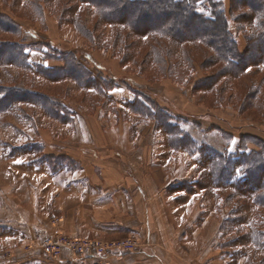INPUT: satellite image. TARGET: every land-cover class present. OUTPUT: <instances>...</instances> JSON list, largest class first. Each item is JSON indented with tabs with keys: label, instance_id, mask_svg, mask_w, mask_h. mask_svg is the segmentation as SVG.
I'll return each mask as SVG.
<instances>
[{
	"label": "rangeland",
	"instance_id": "rangeland-1",
	"mask_svg": "<svg viewBox=\"0 0 264 264\" xmlns=\"http://www.w3.org/2000/svg\"><path fill=\"white\" fill-rule=\"evenodd\" d=\"M225 3L230 9V0ZM134 31L105 23L84 0H0L2 45L26 43L28 60L45 68L65 65L57 53L62 50L82 67L50 77L2 58L0 101L8 88L14 93L0 102V264H25L33 253L41 255L44 229L56 237L133 239L137 250L166 248L171 240L185 264H264V245L252 237L256 232L264 239V205L256 202L264 187L253 194L264 185V171L249 179L244 162L264 143V68L218 75L222 62L201 65L204 55L215 54L205 44L167 36L146 40ZM239 40L245 47L244 35ZM171 47L172 55L163 49ZM193 56L197 61L188 63ZM179 70L184 80L176 76ZM162 110L179 122L174 136L159 122ZM89 147L98 156L82 151ZM215 152L223 157L214 159ZM82 168L94 185L120 180L148 186L151 231L139 210L135 216L119 209L96 215L86 200L63 190L71 171ZM92 215L124 222L121 232L97 233L87 225Z\"/></svg>",
	"mask_w": 264,
	"mask_h": 264
},
{
	"label": "trees",
	"instance_id": "trees-1",
	"mask_svg": "<svg viewBox=\"0 0 264 264\" xmlns=\"http://www.w3.org/2000/svg\"><path fill=\"white\" fill-rule=\"evenodd\" d=\"M108 1L106 3L97 0H84V2L95 6L97 10L100 11L101 18L105 23L114 26H128L130 29L132 28L133 31L135 30L142 38H147L146 40L157 41V37L161 36L162 38L167 36L176 41L190 40L205 44L213 50L215 54L213 56L211 54L204 55V61L201 62V65L211 67L217 64V62H222L225 67L222 68L221 71H218V75L220 72H226L231 75L247 73L251 75L254 72L253 69L258 67L264 68V0H230V9L226 8V0ZM234 7L238 9L239 7H243L248 9L249 12L235 13ZM36 8L40 10V4H37ZM135 18H137L136 20H138L139 23L145 19V22L148 23L146 25L147 27L142 28V26L140 24L137 25L136 22L134 24ZM240 34L244 35L246 41L245 47L243 48L240 45ZM7 42L8 43L3 44L4 46L0 43V65L4 62L2 60L6 59L7 61H5V63L7 62L8 64H15L25 69L35 70L42 75L47 72L46 74L50 77H54V75H52L54 71H57L59 75H68L70 73L66 72H70L73 68L82 69L78 61H75L74 57L71 56V53H63V51L59 49L57 53L59 57L65 61L63 67L45 68L42 65L32 64L28 60L29 54L26 43ZM48 45H51L53 48V42H48L47 46ZM163 49L169 54H173L174 49L172 47L167 50L165 48ZM9 53H11V58L4 57ZM156 54L157 58L162 56L160 52L157 53L156 51ZM187 60L188 63L197 61L195 56ZM176 74L181 80L186 78L181 70H179L178 73L176 72ZM87 80H89V82L95 81L92 76H88ZM210 81H212V79ZM214 87L215 82H212L207 89L213 90ZM9 91L10 93H14V89L8 88L4 97L1 98L0 102L2 104L9 102ZM257 93L258 91H254V95H257ZM136 109L137 111H144L141 106ZM163 112V110L159 111V113L156 112L160 120L159 122L174 136L175 133L173 131L176 129L179 122L174 120L170 121V118L167 119ZM177 140L182 141L181 138H178L175 139L173 143ZM244 141L243 138V142ZM259 147L261 148V152L253 151L248 152L246 155L244 154L246 160H244V162L248 168L246 172L248 178H254L255 181L258 176H255L253 171L258 169H263L264 171V143L260 144ZM221 156V153L217 154V152H215L214 159H218ZM240 158L241 156L234 159V161H238ZM224 159H226V157ZM230 161H233L232 157L228 159V163ZM219 164L221 165V162ZM262 187H264V185L253 188V194L257 195L256 191ZM257 196L258 199H256V202L259 205H264V195L259 193ZM242 220L243 218L241 217L236 219V221L239 222H242ZM252 237L254 243L259 244V241H262L264 245V239L259 240V236L256 232Z\"/></svg>",
	"mask_w": 264,
	"mask_h": 264
},
{
	"label": "crops",
	"instance_id": "crops-1",
	"mask_svg": "<svg viewBox=\"0 0 264 264\" xmlns=\"http://www.w3.org/2000/svg\"><path fill=\"white\" fill-rule=\"evenodd\" d=\"M82 151L85 153H94L98 156V150L93 147L84 148ZM105 175L110 179L113 178V172L110 170H106ZM114 176L117 177L115 174ZM130 176L132 178L137 177L134 172H131V170ZM110 181L111 180H109V182ZM62 189L72 192L71 196L73 197L78 196L81 200H86L95 211L96 215H98L97 211L105 215L108 214V212H115L118 209L124 213L134 215L137 214L136 212L139 210L141 213L137 215L139 217H142L143 215L142 222L143 226H146L145 230L147 231L148 229L149 232L151 231V216L154 205L151 204L147 193L152 191L148 186H144L141 183H138V181L134 187L125 185L120 180L114 185H94L93 179H91L87 168H82L77 171H71L70 179ZM136 202L138 204H136ZM89 224L93 226V230L97 233L109 234L114 231L121 232L124 222L116 219L104 220L92 215V217H89L87 220V225L89 226ZM72 230L77 232L78 229L76 227L74 229L72 228ZM90 231L86 230L85 233H90ZM136 234L137 232L135 231V235ZM148 239L150 240V237ZM173 243L176 244V242L170 240L166 248L160 247L157 249L150 246L140 248L135 252L119 257L115 261V264H185L184 259H182V256L184 255L182 252L180 253L178 252L179 250L172 247ZM49 262L48 258L36 252L26 259L25 264H53ZM56 264L66 263L58 262Z\"/></svg>",
	"mask_w": 264,
	"mask_h": 264
},
{
	"label": "built area",
	"instance_id": "built-area-1",
	"mask_svg": "<svg viewBox=\"0 0 264 264\" xmlns=\"http://www.w3.org/2000/svg\"><path fill=\"white\" fill-rule=\"evenodd\" d=\"M44 232L37 244L41 254L66 264H112V259L135 252L138 247L133 239L104 241L79 235L56 237L46 229Z\"/></svg>",
	"mask_w": 264,
	"mask_h": 264
}]
</instances>
